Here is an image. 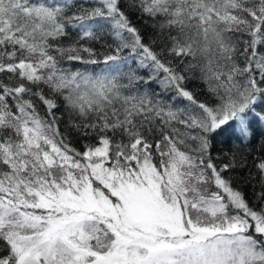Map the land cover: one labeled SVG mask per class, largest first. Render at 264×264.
Listing matches in <instances>:
<instances>
[{"label": "snow or ice", "instance_id": "6c2138e0", "mask_svg": "<svg viewBox=\"0 0 264 264\" xmlns=\"http://www.w3.org/2000/svg\"><path fill=\"white\" fill-rule=\"evenodd\" d=\"M0 264H264V0H0Z\"/></svg>", "mask_w": 264, "mask_h": 264}, {"label": "trees", "instance_id": "16d2710c", "mask_svg": "<svg viewBox=\"0 0 264 264\" xmlns=\"http://www.w3.org/2000/svg\"><path fill=\"white\" fill-rule=\"evenodd\" d=\"M79 66V65H78ZM99 71V69H96ZM261 129L257 127V136H260ZM215 151L213 153L214 156H216L219 160L224 161L226 160L230 155V148H235L236 144L234 141L230 142L228 138V134L224 133L221 134L219 137H217V140L215 141ZM259 143H254L252 148L248 149L249 152H254L257 156H259ZM252 163L251 157L249 158V164ZM253 172H255V169H251ZM247 173H243V175L238 176L241 186L245 188V190L251 195V188H249L247 185L244 184L243 177L246 176Z\"/></svg>", "mask_w": 264, "mask_h": 264}]
</instances>
